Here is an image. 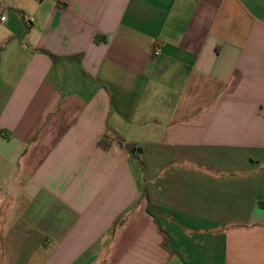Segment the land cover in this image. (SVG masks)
<instances>
[{
    "label": "crops",
    "instance_id": "1",
    "mask_svg": "<svg viewBox=\"0 0 264 264\" xmlns=\"http://www.w3.org/2000/svg\"><path fill=\"white\" fill-rule=\"evenodd\" d=\"M0 9V264H264V0Z\"/></svg>",
    "mask_w": 264,
    "mask_h": 264
},
{
    "label": "trees",
    "instance_id": "2",
    "mask_svg": "<svg viewBox=\"0 0 264 264\" xmlns=\"http://www.w3.org/2000/svg\"><path fill=\"white\" fill-rule=\"evenodd\" d=\"M119 143L125 146L130 152H134L137 149L135 144L125 143L122 139L119 140Z\"/></svg>",
    "mask_w": 264,
    "mask_h": 264
},
{
    "label": "built area",
    "instance_id": "3",
    "mask_svg": "<svg viewBox=\"0 0 264 264\" xmlns=\"http://www.w3.org/2000/svg\"><path fill=\"white\" fill-rule=\"evenodd\" d=\"M6 19H7L6 14L4 13V11L0 9V21L4 22ZM26 22L27 24H31L33 22V18H28ZM156 54H158V51H156Z\"/></svg>",
    "mask_w": 264,
    "mask_h": 264
}]
</instances>
